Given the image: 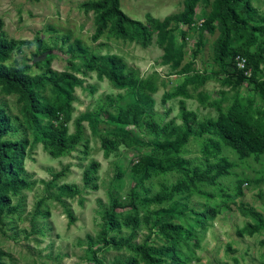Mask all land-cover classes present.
Segmentation results:
<instances>
[{"label": "rangeland", "instance_id": "obj_1", "mask_svg": "<svg viewBox=\"0 0 264 264\" xmlns=\"http://www.w3.org/2000/svg\"><path fill=\"white\" fill-rule=\"evenodd\" d=\"M84 1L93 0H0L2 35L15 41H27L18 51L11 52L5 63L28 64V74H41L44 66L38 61L50 53L49 67L52 70L69 72L80 79V84L72 88L68 111L62 115L59 112L67 134L73 133L74 120L83 116L78 141L60 156L52 157L40 143L31 140L30 133L20 124L15 96L0 91V106L16 127L7 136L11 139L25 137L29 141L23 157L29 187L11 197V204L16 206L14 212L0 216L1 260L5 264H96L92 250L102 264H111L115 259L125 264L124 259L132 255L123 248H102L95 237L101 228L100 213L109 201L117 204L114 211L119 221L133 214L127 204L129 188L133 185V168L142 157L150 154V147L144 143L151 136L141 125L125 126L136 145H120L107 157L102 155L99 137L112 129L117 108L134 99V90L116 88L104 77L97 79L94 71L82 68V57L110 55L115 62H123L138 79L152 82L155 91L149 93L154 100L151 119L157 124L168 120L179 124L177 101L180 99L186 109L195 113L197 120L215 117L217 108L224 111L234 94L247 104L250 114L259 111L262 114L264 101L248 80V71L238 69L235 56L234 69L229 67L226 75L217 72L211 59L216 31L208 33L203 29L202 19L209 7L199 0L191 2L192 23L188 26L168 19L182 10V0H119L120 9L129 17L144 21L148 16L165 22V28L171 30L167 39L172 42L175 58L166 64L161 61L162 44L156 31L152 32L145 46L106 33L93 39L94 16L91 11L83 12L80 4ZM251 6L258 15L264 14V0H251ZM198 32L201 33L199 46L196 45ZM35 37L50 50L33 56ZM74 40H78L79 48H71ZM260 40L257 38L256 43ZM241 42L239 39L233 44ZM187 63L188 71L178 73ZM199 76L204 77L202 84L195 82ZM185 78H192L194 82L187 83L183 88L185 94H181L179 88ZM223 78L225 84L220 83ZM256 78L264 81V72L258 71ZM39 94L49 98V88L43 87ZM200 97L203 101L198 100ZM144 119L148 120V117L144 116ZM204 137H191L180 149L178 156L188 175L205 177L208 174L201 151ZM220 156L233 164L228 175L216 178L212 184L197 181L196 190L193 189L188 196L178 194L169 202L139 207L136 214L141 217L147 213L146 209L161 208L165 214L174 216L173 222L192 231L187 243L193 257L186 264H262L264 247L259 241L264 239V234H235V230L246 221L238 214L235 203H245L264 215V182L254 181L264 177V158L238 160L235 153L224 146L220 147ZM213 160L212 157L208 159L209 162ZM90 161H96L98 167L92 174L93 180L84 184L81 172ZM53 174L58 175L51 180ZM180 177L175 171L150 176L144 181L148 189L146 195ZM62 183L75 184L78 193L70 198L54 199L52 196ZM236 183L240 185V195L233 201L226 200L221 194L232 195ZM139 192L142 193L141 189ZM201 192L213 193L214 197L208 198ZM206 206L217 207V214L201 229L193 213ZM68 213L74 217L73 222L68 221ZM148 225L140 222L130 242L140 244L148 235V243L161 244L162 239L154 237L155 228L149 230ZM128 230L121 225L110 234L124 236ZM88 237L92 239L91 244ZM180 247L185 252V248ZM137 264L142 263L137 260Z\"/></svg>", "mask_w": 264, "mask_h": 264}, {"label": "trees", "instance_id": "obj_2", "mask_svg": "<svg viewBox=\"0 0 264 264\" xmlns=\"http://www.w3.org/2000/svg\"><path fill=\"white\" fill-rule=\"evenodd\" d=\"M193 0H182V10L168 18L169 20L182 23L186 26L192 23ZM209 10L202 19L203 29L208 33L216 31L212 42L211 59L217 66V72L226 75L228 68L234 69L233 58H243L242 70L249 73L248 80L253 83L256 92L264 101V81L258 80V71L264 72V14L258 15L251 6V0H199ZM83 12L91 11L94 16L93 39L100 38L104 33L113 38L134 41L140 46H145L151 39L152 32L156 31L157 39L162 44L161 61L166 64L175 58L174 48L171 40L167 39L171 30L165 28V22L145 17L144 21L133 19L126 15L119 6V0H93L84 1L80 4ZM196 45H200L201 33L198 32ZM261 38L256 43L257 38ZM66 38V37H65ZM242 39L241 43L234 45ZM27 41H15L2 35V20L0 19V91L13 94L19 104L20 124L25 131L31 135V140L40 143L41 147L52 157L60 156L61 153L74 145L81 134L79 116L74 120V131L66 133L64 121L59 118V112L65 114L72 100L73 86L80 84V79L74 74L60 71L56 72L49 67L51 54L48 53L38 62L43 64L44 70L41 74L30 75L27 72L28 64H6V60L13 51H18L20 46ZM33 56H39L43 51H49L41 45L39 38H33ZM253 46L252 49L250 47ZM72 49L79 48L78 40L71 44ZM82 68L85 71H94L97 79L104 77L116 88H127L134 90V99L123 107L117 108L114 116V126L99 137V145L102 155L115 151L120 145H136V141L126 132L125 126H143L150 139L144 144L150 147V154L141 158L133 168V185L128 192V206L133 213L125 220L119 221L114 208L117 206L112 200L100 213L101 228L96 234L95 240L102 248H121L132 252V255L124 259L125 264H186L192 257L187 240L193 234L180 224L173 222L174 216L165 214L161 208L149 211L138 217L136 212L139 207L150 204H162L169 202L175 195L188 196L196 190V182L204 181L212 184L220 176L229 174V168L233 166L224 156H220V147L224 146L233 151L238 160L252 158L258 160L264 158V102L261 113L253 115L248 112L247 104L234 94L230 103L224 111L217 108L213 118L197 120L193 111L186 109L182 99L177 101V116L179 124L168 120L162 124L154 122L152 117L153 98L149 93L155 91L152 82L147 79H138L132 72L126 69L123 62H115L110 55H89L82 57ZM189 64H184L180 74L188 71ZM240 70V71H242ZM197 84H202L204 77L195 79ZM194 82L192 78H185L179 88L183 92L184 86ZM225 84L223 78L220 82ZM47 86L50 97L46 98L39 91ZM199 101H203L200 97ZM164 101V95L161 102ZM148 117V120L144 119ZM16 129L11 123L9 115L0 106V216L3 213L14 212L16 206L11 204V197L20 190L29 187L24 175L23 157L29 141L24 138L11 139L7 135ZM203 138L202 154L208 174L205 177L188 175L179 158L180 149L191 137ZM209 157L214 160L209 162ZM98 167L96 161H90L81 172V180L88 184L93 180L92 174ZM178 172L181 177L169 185L160 187L151 195H146L147 188L144 181L152 175ZM58 174L51 175V180ZM254 181H263L264 177L256 178ZM141 189L142 193L139 192ZM78 193L75 184L62 183L57 186V192L52 197L59 200L61 197H73ZM208 198L214 197L213 193L201 192ZM226 200L240 195V185L236 183L232 195L221 194ZM40 200L36 202L39 205ZM223 203V202H221ZM236 210L246 221L240 228L235 230L237 236H252L253 234H264V215L253 207L239 202L235 203ZM217 214V207L206 206L200 211L194 212L195 221L203 229L208 220ZM69 222L74 221L70 213L67 214ZM142 222L149 224L148 229L155 228L154 237L162 239L161 244L152 245L148 243V235L140 244L131 243L135 235V229ZM121 225L128 227L126 235L110 234L118 230ZM88 243L92 239L88 237ZM264 247V239L259 241ZM185 248V252L181 247ZM99 249V248H96ZM96 264H102L94 256ZM3 253L0 250V264ZM137 257V258H136ZM111 264H121L115 259ZM264 264V262L262 263Z\"/></svg>", "mask_w": 264, "mask_h": 264}, {"label": "built area", "instance_id": "obj_3", "mask_svg": "<svg viewBox=\"0 0 264 264\" xmlns=\"http://www.w3.org/2000/svg\"><path fill=\"white\" fill-rule=\"evenodd\" d=\"M235 63L238 66V69H242L243 67V58L240 56H235Z\"/></svg>", "mask_w": 264, "mask_h": 264}]
</instances>
